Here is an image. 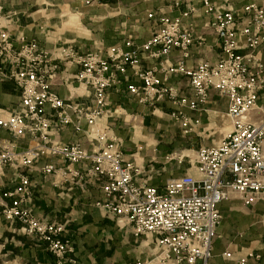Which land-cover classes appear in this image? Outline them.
Instances as JSON below:
<instances>
[{"label":"built area","instance_id":"obj_1","mask_svg":"<svg viewBox=\"0 0 264 264\" xmlns=\"http://www.w3.org/2000/svg\"><path fill=\"white\" fill-rule=\"evenodd\" d=\"M202 4L211 15L206 27L218 36L222 54L216 62L201 61L194 67L186 64L195 41L194 27L185 22L198 12L194 5L176 17L149 13L156 30L142 44L127 38L84 54L70 45L54 54L38 40L23 35L13 39L8 31L0 30V74L21 91L19 113L0 118V130L15 140L28 137L33 142L23 151L13 144L0 146V167L31 169L43 158H58L64 165L45 164L40 170L44 178L59 177L70 189L83 191L95 182L104 196L97 207L125 222L135 237L154 239L155 252L150 258L128 264H213V245L222 222L219 204L231 194L239 195L246 206L264 202V109L260 105L264 100V3L245 6V24L234 10L211 0H202ZM174 49L180 56L171 62ZM146 58L159 64L146 67ZM63 62L80 67L75 79L92 94V106L56 92L54 82ZM129 73L137 84L126 82ZM172 77L188 79L192 99H180L178 88L166 85ZM124 83L130 95L150 107L168 100L197 111L209 101L211 91L227 98L233 129L218 145L197 151L199 176L185 173L168 179L163 191L138 178L142 171L135 161L125 160L120 139L99 124L110 111L111 91ZM256 112L263 115L258 121L253 119ZM171 115L185 133L191 131L190 116L182 110ZM69 125L84 132L97 149L89 151L81 142L52 140L55 129ZM30 185L29 175L24 174L16 190L2 194V200L9 199L0 201L5 218L20 223L19 233L45 245L56 258L52 264H79L65 225L37 218L25 207L22 195ZM224 256L233 257L232 253ZM261 259L260 253L249 252L231 264Z\"/></svg>","mask_w":264,"mask_h":264},{"label":"crops","instance_id":"obj_2","mask_svg":"<svg viewBox=\"0 0 264 264\" xmlns=\"http://www.w3.org/2000/svg\"><path fill=\"white\" fill-rule=\"evenodd\" d=\"M211 2L234 10L245 24V6L252 3L261 5L264 0ZM190 5L199 10L185 19L186 24L193 25L195 38L186 64L194 67L201 61L216 62L222 54L220 41L215 32L206 27L211 15L203 7L202 0H0V30L8 31L13 39L23 35L28 40H38L44 50L54 54L69 45L79 54H84L100 44L113 46L127 38L142 44L156 30L149 13L161 12L176 17ZM64 19L67 25L73 26L78 20L79 24L61 32L58 30L61 28L60 20ZM261 55L264 60V50H261ZM179 56V51L174 49L169 59L175 62ZM158 64L155 59L144 60L146 67ZM79 72V66L63 62L54 88L65 99L73 98L75 102L92 106V94L75 79ZM126 82L137 84L138 80L129 73ZM126 84L111 91L110 111L99 119V124L120 139L125 160L135 161L142 171L138 178L163 191L168 179L185 173L199 176L195 166L197 151L201 147L218 145L233 129L227 115V98L211 91L209 101L197 111L174 105L168 100L150 107L140 104L130 95L125 89ZM166 85L177 87L180 99L193 98L187 78L172 77ZM20 101L21 91L16 84L0 74V118L19 113ZM260 105L264 109V100L260 101ZM180 110L193 121L188 134L172 118L171 114ZM262 116V112H256L253 119L258 121ZM82 127L86 129L85 122ZM51 138L60 143L81 142L89 151L97 149L84 132L76 131L74 125L55 129ZM5 143L13 144L17 151L33 145L28 137L15 140L11 134L0 130V146ZM53 162L64 165L58 158H43L31 169L0 167V201L9 202V199L2 200V194L16 190L21 175H29L31 185L27 194L22 195L25 207L37 218L65 225L79 264H126L122 255L128 237L123 235L122 230L128 231L129 227L97 207L96 204L103 201L104 196L95 182L83 191L70 189L59 177L44 178L41 168ZM218 208L222 222L213 245L212 263L231 264L234 259L249 252H258L262 259L251 264H264V202L246 206L239 195L231 194ZM2 211L0 204V264L56 262L45 245L19 233L20 223L8 220ZM153 252L155 248L150 241L126 251L135 257L134 261L148 259ZM225 253H232L233 257L226 258Z\"/></svg>","mask_w":264,"mask_h":264},{"label":"rangeland","instance_id":"obj_3","mask_svg":"<svg viewBox=\"0 0 264 264\" xmlns=\"http://www.w3.org/2000/svg\"><path fill=\"white\" fill-rule=\"evenodd\" d=\"M78 20V19H77ZM61 21V28H59L58 30H60L61 32H64L66 31V29L70 28H75L77 27L79 24V20H78V23L71 26V25H67V22H66V19L64 20H60ZM101 45V44H100ZM105 46V45H104ZM97 47V46H95ZM122 233L123 235H127L128 237V240H127V243L123 246V255H122V258L124 261H126V264L128 263H132L135 259V257L132 255V254H127L126 251L130 250L131 249H135L137 244L138 246L141 244V243H145L146 241H150V244L153 248H155V243H154V239L152 238V236L148 235H143V236H140V237H135L132 232H131V229L129 228L128 231L126 229H123L122 230ZM135 240L137 241V243H135ZM131 246V247H130ZM139 248H137L138 250Z\"/></svg>","mask_w":264,"mask_h":264}]
</instances>
